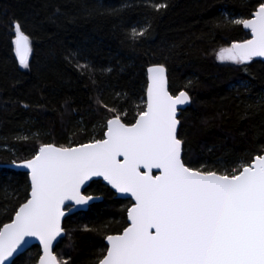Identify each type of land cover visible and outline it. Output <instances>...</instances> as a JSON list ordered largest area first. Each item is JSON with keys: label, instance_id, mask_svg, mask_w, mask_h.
<instances>
[{"label": "trees", "instance_id": "obj_1", "mask_svg": "<svg viewBox=\"0 0 264 264\" xmlns=\"http://www.w3.org/2000/svg\"><path fill=\"white\" fill-rule=\"evenodd\" d=\"M261 3L0 0V229L30 196L28 173L14 165L44 144L103 139L116 116L135 123L153 65L167 69L173 94L191 97L178 131L187 166L231 173L263 154L264 61L216 60L221 48L250 38L234 21L251 18ZM16 23L29 38L27 67L17 59ZM84 193L102 200L65 218L66 234L55 248L60 264H98L107 236L128 226L130 199L99 180ZM40 256L34 246L12 264H37Z\"/></svg>", "mask_w": 264, "mask_h": 264}, {"label": "snow or ice", "instance_id": "obj_2", "mask_svg": "<svg viewBox=\"0 0 264 264\" xmlns=\"http://www.w3.org/2000/svg\"><path fill=\"white\" fill-rule=\"evenodd\" d=\"M234 23L250 29L252 38L222 49L218 59L242 64L264 57V3L253 19ZM15 32L17 56L27 67L29 38L18 23ZM148 72L147 110L131 126L116 116L107 120L105 139L78 147L44 145L23 163L30 169L31 198L0 229V264L28 237L43 245L40 264H57L51 246L62 231V206L92 199L81 188L93 177L135 199L130 226L107 236L110 247L98 264H264V155L231 173L185 166L175 117L176 105L189 97L183 91L169 95L163 66Z\"/></svg>", "mask_w": 264, "mask_h": 264}, {"label": "water", "instance_id": "obj_3", "mask_svg": "<svg viewBox=\"0 0 264 264\" xmlns=\"http://www.w3.org/2000/svg\"><path fill=\"white\" fill-rule=\"evenodd\" d=\"M258 10V9H257ZM255 13V12H254ZM254 18V14L252 15V17L251 18H249V19H253ZM245 28V27H244ZM245 30L246 31H249L250 32V38L249 39H251L252 38V33H251V30L250 29H247V28H245ZM249 39H247V40H249ZM246 40V41H247ZM243 42H245V41H243ZM243 42H239V43H243ZM239 43H236V44H239ZM15 51H16V45H15ZM17 54V53H16ZM28 57H29V55H28ZM17 59H18V62L20 63V61H19V58H18V56H17ZM253 59H261V60H263L264 61V57H253L251 60H253ZM27 61H28V58H27ZM158 66H162V65H153V66H150L149 68H153V67H158ZM164 67V66H163ZM148 68V69H149ZM148 69H147V89H148V86H149V84L151 83V81H150V79H149V72H148ZM164 69H165V73H164V76H165V80H166V85H165V87H166V90L168 91V93H169V95H171V96H173V98H175V97H177V96H179V94L180 93H178V94H173L172 92H171V90H170V84H169V78H168V72H167V69L164 67ZM183 92H185L187 95H188V97H189V102L188 103H184V104H177L176 105V120L178 121V124H177V128H176V136H177V139H179L178 138V131H179V127H180V120H179V117H180V114L182 113V111H184L189 105H190V103H191V97H190V95H189V93L187 92V91H183ZM147 101H148V93H147V90H146V107H145V111L147 110ZM115 118V117H114ZM139 119V116H138V118L136 119V120H138ZM121 122L122 123H124L122 120H121ZM129 126H131V125H129ZM106 131H107V129H106ZM106 133V132H105ZM106 138V136L103 138V139H105ZM180 140V139H179ZM181 141V160H182V162L184 163V160H183V142H182V140H180ZM89 143H91V142H89ZM86 144V143H85ZM44 145H54V144H44ZM44 145H42V146H44ZM82 145V144H81ZM54 146H56V147H60V146H57V145H54ZM78 146H80V145H77V146H71V147H78ZM39 151V150H38ZM38 153V152H37ZM36 153V154H37ZM261 155H264V153L263 154H261ZM257 157V156H256ZM255 157V158H256ZM255 158L253 159V161L252 162H254V160H255ZM118 159H120V160H122L123 158L122 157H119ZM25 161H23V162H21V163H19V164H17V165H14L15 167H17V168H19V169H21V170H23V171H25L26 173H28V175H29V180H30V185H31V175H30V169H28V168H25V167H23L22 165H23V163H24ZM251 162V163H252ZM250 163V164H251ZM185 164V163H184ZM185 166H187L186 164H185ZM187 167H189V166H187ZM190 168V167H189ZM192 169V168H191ZM141 172H147V169H143V168H141ZM151 174L152 175H158V174H160V170L159 169H152V171H151ZM219 174V173H218ZM102 181L105 185H107L114 193H115V195H116V197L117 198H120V199H130L131 201H132V205L129 207V209L131 208V207H133L134 206V204H135V199L133 198V197H131V195L130 194H122V193H118L115 189H113L112 187H111V185H109L108 183H107V181H105L102 177H93L91 180H89V181H86L85 182V184L82 186V188H81V194L82 195H84V196H91L92 197V199H90V200H88L87 201V203H85V204H76L75 202H73V201H66L65 202V204L62 206V211L64 212V215L61 217V221H60V225H61V234L52 242V246H51V252H52V254L54 255V256H56L57 257V255L55 254V248H56V246L58 245V243L60 242V240L62 239V238H64V236H65V234H66V232H65V230H64V227H63V223H64V220H65V218L67 217V216H69V215H71V214H74V213H77V212H84V211H87L88 209H89V207L92 205V204H94V203H96V202H99V201H101L102 200V197L101 196H96V195H87V194H85L84 193V191L87 189V187L90 185V183L91 182H93V181ZM30 193H31V191H30ZM31 198V195L29 196V199ZM27 202V201H26ZM25 202V203H26ZM19 210V209H18ZM17 210V211H18ZM14 219H15V216L13 217V219H12V221L10 222V223H12L13 221H14ZM127 221H128V226L127 227H129L130 226V224H131V222H130V220L128 219V212H127ZM10 223H7V224H10ZM4 227V226H3ZM3 227L1 228V229H3ZM126 227V228H127ZM125 228V229H126ZM124 229V230H125ZM124 230L121 232V233H117V234H112L113 236H116V235H122L123 234V232H124ZM154 231V230H153ZM26 243H24L23 245H21L18 249H17V251L16 252H14L13 253V255L11 256V257H9L5 262H4V264H12V262L15 260V258H17L19 255H21L22 253H24V252H26V251H28L29 249H31L32 247H34V246H39L40 247V249H41V256H40V258L44 255V250H43V245L40 243V241L37 239V238H35V237H28V238H26ZM105 242H106V245H107V249H108V247H110L109 245H108V242H107V238H106V240H105ZM106 255V254H105ZM40 258H39V260H38V262H37V264H40ZM57 264H60V262H59V260H58V257H57Z\"/></svg>", "mask_w": 264, "mask_h": 264}, {"label": "rangeland", "instance_id": "obj_4", "mask_svg": "<svg viewBox=\"0 0 264 264\" xmlns=\"http://www.w3.org/2000/svg\"><path fill=\"white\" fill-rule=\"evenodd\" d=\"M236 20H243L242 18H238V19H236ZM232 46V45H231ZM231 46H228V47H224V48H221L220 50H218L217 51V53H216V60L218 61V63H220V64H231V65H239V64H237V63H233V62H231V61H227V60H225V61H221L220 59H218V54H219V52L222 50V49H225V48H230ZM196 170H200V169H196ZM222 174V173H221Z\"/></svg>", "mask_w": 264, "mask_h": 264}]
</instances>
